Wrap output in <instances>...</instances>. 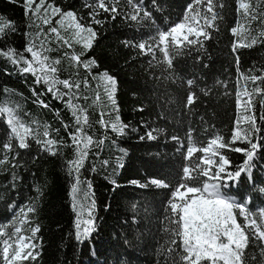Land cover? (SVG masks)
I'll use <instances>...</instances> for the list:
<instances>
[{"label": "trees", "instance_id": "16d2710c", "mask_svg": "<svg viewBox=\"0 0 264 264\" xmlns=\"http://www.w3.org/2000/svg\"><path fill=\"white\" fill-rule=\"evenodd\" d=\"M47 2L64 12L74 11L76 18L96 33L92 47L79 51L81 61H96L91 71L82 63L73 65L69 61L65 64L69 49L64 55L58 53L62 64L56 73L59 79L81 84L79 89H72V99L85 110L88 124L84 125V130L92 136L94 143L89 147L88 157L79 173L82 183L77 199L84 207L81 209L78 205L77 211L83 215V209L90 207L94 230L85 239H76L77 216L70 195L75 174L69 175L68 169V161L75 159L68 132H74L76 125L66 106L68 97L63 101L54 99L46 91V85L36 84L30 73H21L17 65L2 55L0 108L12 109L19 121L30 127L34 134H40L41 139L47 126L49 138L56 139L58 144L55 148L57 154L52 155L41 151L31 137L28 138V149H18V140L12 138L14 151L8 153L9 162L0 166V227L13 231V220L17 222L15 226H19V221L24 218L16 215L19 210L24 208L26 212L27 206L35 207L34 213H28L30 223L24 228L39 225L36 239L40 254L24 264H157L158 260L163 264L158 249L166 238L163 233L164 208L171 189L154 185L143 188L130 182L136 180L144 184L152 178H159L175 187L183 166L195 163L203 155L197 152L191 160L185 159L189 133L198 148L207 146L216 136L223 137L225 142L230 141L237 117V57L240 72L249 74L252 70L253 74L260 75L264 69V43L250 48L240 47L233 52L232 44L242 43L240 37L233 36L230 31L238 19L237 0H218L215 10L222 18L216 21L218 28L211 30V38L204 41L201 51L195 50L199 45L185 48L182 55L173 58L172 69H168L159 49H156L153 60L151 55L126 46L125 42L145 43L147 51L149 44L155 46L152 38L158 39V30L168 31L183 22L188 5L195 6L194 0H143L144 10L150 13L152 20L144 18L141 11L137 21L125 18L132 9L125 0H120L117 8L121 14L113 20L111 14L101 11L97 19L104 21L102 24L93 23L89 17L91 9L86 5L94 0ZM219 3L223 4L222 8ZM258 11H264V6L258 7ZM0 15L18 29L0 39V51L11 47L30 58V54L24 52L29 42L27 33L34 34L37 29L28 27L30 20L22 3L0 0ZM261 27L264 26L260 21L252 23L255 30ZM254 35H258V31ZM175 46L179 47L180 43ZM104 72L116 80L109 105L114 108L116 118L128 125L122 135L113 132L109 122L101 123L103 115L94 87L95 76ZM188 79L195 80L191 88L186 83ZM257 84L264 87L259 81ZM244 86L240 79L239 87ZM58 87L62 92L68 91L63 85ZM247 87L251 90L252 83L248 82ZM201 89H210V92L204 95ZM33 91L41 95L34 96ZM190 91L195 93L196 99L192 105H187L186 97ZM40 100L50 107H44ZM256 100L257 123L264 128V121L259 119L264 109L260 107L259 97ZM7 120L8 113H0V149L11 135ZM65 124L69 126L68 130L64 128ZM150 130L156 139L146 138ZM101 140L104 143L98 145ZM232 146L246 147L240 142ZM221 151L230 159L232 171L245 159L242 153L227 148ZM15 152H19V156L13 160ZM3 155L4 152L0 151V159ZM105 160L107 165L103 164ZM13 164L18 166L13 167ZM252 164L250 174H242L222 191L238 202H247L248 209L257 213L264 208V193L259 191L264 187V150L257 153ZM86 182L91 184V189ZM85 192L87 199L83 202ZM256 218L261 223L260 218ZM241 219L238 217V221ZM246 251L249 255L255 253L256 264H261L258 249L252 243ZM0 264H3L2 256Z\"/></svg>", "mask_w": 264, "mask_h": 264}, {"label": "snow or ice", "instance_id": "6c2138e0", "mask_svg": "<svg viewBox=\"0 0 264 264\" xmlns=\"http://www.w3.org/2000/svg\"><path fill=\"white\" fill-rule=\"evenodd\" d=\"M9 2L22 3L25 15L30 20L28 27H35L37 31L34 34L27 33L29 42L24 52L29 53L30 58L11 47L0 51V55L7 57L13 65H17L21 73H30L35 78L36 84L46 85V91L51 93L54 99L63 101L65 97H68L66 106L75 120V131L68 132L74 146L75 159L68 161V169L69 175L75 174L70 195L73 201L72 208L77 216L76 239L80 241L91 230H94L93 221L89 219L84 221L89 227L81 232L80 217L82 213L77 211L78 205L81 209L84 207L77 199V193L80 192L79 186L82 183L79 173L88 157V149L94 141L92 136L87 135L84 130V125L88 124V117L84 114L85 110L74 104L72 99V89H79L81 84L79 81L72 83L69 79L57 78L58 68L56 65H59L61 61L60 59H50L47 53L55 49L48 47L46 41L50 43L49 34H55L57 41L63 40L64 43H68L60 35L58 27L52 26L55 16H59L56 24L61 27L65 26L66 20L68 21L67 28L74 29L73 38L77 43H82L85 49L92 47V38L96 36V33L90 26L85 27L76 18L74 11L64 12L60 7L47 2V0H9ZM119 2L120 0H94V3L86 5L91 9L90 19L95 24H102L104 21L97 19V16L103 11L111 14V18L114 20L117 14H121L118 13L117 8ZM125 3L132 9L125 15L126 19L137 21L139 12L143 11V17L152 20L150 13L144 10L143 0H125ZM194 5L191 3L188 5L185 15V20H190V24L178 23L168 31L158 30V39L157 37L152 38L155 41V46L149 44L147 51H145V43L134 45L131 42H125L126 46L138 48L143 54L151 55L153 60L156 58V49H159L163 54V61H166L167 68L172 69L173 58L182 55L185 48L199 45L195 50L203 49L204 41L211 38V30L218 28L216 21L218 18H222L220 13L215 10L218 0H194ZM260 6H264V0H256L255 4L250 0H237L238 19L236 26L232 27L230 31L233 36H238L247 42L233 43V52H236L240 47L250 48L257 43H264V27L259 30L252 28V23L255 21H260L264 26V11H258ZM219 7L222 8L223 4L219 3ZM241 20H244L247 26L245 23H241ZM44 26H47L46 32ZM17 31L13 22L0 15V39H3L8 32L14 34ZM255 31H258V35L253 34ZM85 32L89 34V37L81 39V33ZM169 37L172 38L171 43H169ZM37 41H39L38 44ZM177 42L180 43L179 47L175 46ZM71 60L77 64L82 63L89 72L96 65L94 59L81 61L80 55H72ZM236 64L239 72L238 87L235 93L237 117L230 141L225 142L223 137L216 136L208 142L207 146L198 148L194 146L191 133H189V146L185 159L191 160L194 153L197 152L203 153V155L195 163L183 166L175 187L159 178H152L144 184H140L136 180L130 182L143 188L154 185L157 188L171 189L164 208L163 233L166 238L164 244L158 249V255L163 258V264H256L257 255L255 253L249 255L246 251L250 243L258 249L261 264H264V227H262L264 208L253 213L248 209L247 202H238L234 197L222 191L242 174H250L254 167L252 164L254 158L259 151L264 150V128L258 125L255 115L256 97H259L260 107L264 109V87L257 84L259 81L261 85H264V69H261L260 75L253 74L252 70H249V74H245L239 71L238 57ZM101 79L105 82L109 99H112L116 85L115 78L104 72ZM240 79L245 83L242 89L239 87ZM248 82L253 85L251 90L247 87ZM186 83L191 88L195 84V80L188 79ZM217 83L221 82L217 81ZM84 84L87 86V81H84ZM58 85H63V88L68 91H60ZM201 92L208 95L210 89H201ZM33 95L41 94L33 91ZM195 99V93L190 91L186 97L187 105H192ZM39 102L46 108L50 107L43 100ZM5 112L8 113L7 124L10 126L11 135L8 142H5L0 149L4 152L3 159H0V166L9 162L8 153L14 151L11 142L13 137L18 140V149L30 148L28 138L31 137L40 146L41 151L52 155L57 154L55 148L58 141L49 138L50 133L47 126L42 133L44 138L41 139L40 134H34L30 127L19 121L12 109L0 108V113ZM259 119L264 121V114H261ZM101 123H104L103 120ZM127 127L128 125L121 123L119 117L111 124V130L120 135L124 134ZM64 128L68 130L69 126L65 124ZM144 138L141 137V139ZM146 138L156 139L153 130L146 133ZM237 142L245 144L246 147H233L232 145ZM97 143L102 145L104 141L101 140ZM226 148L245 156L243 162L234 171L230 170V159L221 151ZM18 156L19 152H15L12 159L15 160ZM103 164L107 165L108 161H103ZM16 166L18 165L13 164V167ZM92 170L95 171L94 168ZM13 179H16L15 175H13ZM87 187L91 189V184L87 183ZM259 191L264 193V187H260ZM84 198L87 199L86 192ZM35 211L34 206H27L26 212L24 208H21L16 214L24 217L19 221L21 226H15L17 222L13 220L14 230L11 232L0 227V245H2L0 256H2L3 264H24V262L35 260L39 256L40 253L37 251L39 242L36 239L37 233L40 231L39 225L26 230L30 232V235L23 234L22 231V226L30 223L27 219L28 213ZM88 214L91 216V211ZM238 217L242 219L238 221ZM256 217L260 218L261 223L257 222ZM157 264H160L159 260Z\"/></svg>", "mask_w": 264, "mask_h": 264}, {"label": "rangeland", "instance_id": "374dc122", "mask_svg": "<svg viewBox=\"0 0 264 264\" xmlns=\"http://www.w3.org/2000/svg\"><path fill=\"white\" fill-rule=\"evenodd\" d=\"M250 2L255 4L256 0H250ZM188 15H191V13H188ZM57 19H59V16L53 17L52 26L58 27L60 35L63 36L64 39L68 41V43L67 44L64 43L63 40L57 41L56 37H55V34H49L50 43L46 41L47 46L51 47L53 49H55V46L57 48L54 51H51V52H49L47 54L49 55L50 59H52V60L60 59L59 58L60 55H58V53L61 52L60 54L64 55V54H66L65 51L70 49L69 53H67L68 54V59L65 60V64L67 62L71 61L72 64L74 65V64H76V62L71 60L72 55H79L80 48L81 49H85V48L83 47L82 43H77L76 40L73 38L74 29L67 28L68 21L66 20L65 21V26L61 27V26L56 24V20ZM182 23H185L187 25V24H190L191 21L190 20H185V18H184ZM241 23H245V26H247L246 22L244 20H241ZM44 29H45V32H46L47 31V26H44ZM173 35H175V34H173ZM88 37H89L88 33H86V32L85 33H81V39L88 38ZM92 40H93V38H92ZM240 41L242 43L247 42V41L241 40V38H240ZM38 43H39V41H37V44ZM176 44H179V42H177ZM57 49H58V51H56ZM60 61H61V59H60ZM61 64H62V61H61V63L59 65H56V67L58 68ZM102 75L103 74H98V75L95 76V80L96 81H95V87L94 88L96 89V92H97L96 101L98 102V105L101 108V114L103 115L102 120L109 122V124L111 126V124L116 121V114H114V112H115L114 108L111 105H109V103H111L112 100H113L114 92L112 94V99H109L108 92L106 91L105 82L101 79ZM82 201L86 202V199L82 198ZM89 211H91L90 207H85L83 209V215L80 218L81 219V226H80L81 232H83V230L88 227V225L85 224L84 221H87V220L90 219V216L88 214ZM19 226H21L20 223H19ZM26 230L27 229L24 228V225H23L22 226L23 234L30 235V232H27ZM91 231L89 232V234L91 233ZM88 235L86 237H88ZM86 237H83L81 240L85 239Z\"/></svg>", "mask_w": 264, "mask_h": 264}]
</instances>
